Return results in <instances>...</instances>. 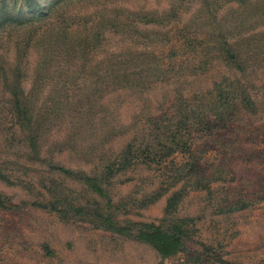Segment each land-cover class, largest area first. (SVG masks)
Listing matches in <instances>:
<instances>
[{
  "label": "rangeland",
  "instance_id": "rangeland-1",
  "mask_svg": "<svg viewBox=\"0 0 264 264\" xmlns=\"http://www.w3.org/2000/svg\"><path fill=\"white\" fill-rule=\"evenodd\" d=\"M0 171V264H264V0H0Z\"/></svg>",
  "mask_w": 264,
  "mask_h": 264
},
{
  "label": "trees",
  "instance_id": "trees-1",
  "mask_svg": "<svg viewBox=\"0 0 264 264\" xmlns=\"http://www.w3.org/2000/svg\"><path fill=\"white\" fill-rule=\"evenodd\" d=\"M147 20L154 21L155 19L149 18ZM12 98L14 99L13 117L14 118L17 117L18 120H20L19 125H21L22 128H25L27 130V136L29 139V146H30L29 151H32L33 153H35L36 156H38L40 149L38 148L39 134L37 133L38 129H36L38 128L36 126L37 124H35V121H33L32 115H30L26 119L27 125H24V123H22L24 117L21 116L20 114L25 111L29 112V109L25 105L19 102L17 93L14 92ZM49 165L52 166V168L65 171L67 173H71L72 171L71 168L65 167L60 163L49 162ZM0 178L8 180L7 175L1 171H0ZM81 179L92 191L98 193L100 196L106 197V189L99 181V178L96 175L84 173L81 176ZM172 199H173V195L168 197L167 208L170 210L173 208L169 204ZM44 204H46V206L47 204H49L51 208H56L59 211H63L61 207H57V205L51 201ZM84 208L85 206L83 205L80 204L76 205V210H78L79 212H81ZM96 216H97L96 220H98L97 224L104 225L105 227L115 230L119 233L131 235L139 240H142L150 244L160 255V261L158 264H164L165 257L175 255L184 247L185 244L184 241L185 239L183 237L184 231L182 225L179 223H175L173 228L169 230V229H164L161 224L155 223L154 221L143 222L141 223L140 226H134L133 225L134 223H132L131 221H130L131 223H121V221L118 220L117 217H114L112 213L107 212V214H105V211L98 212Z\"/></svg>",
  "mask_w": 264,
  "mask_h": 264
}]
</instances>
